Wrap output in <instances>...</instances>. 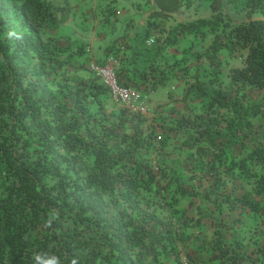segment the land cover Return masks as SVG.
Segmentation results:
<instances>
[{"label": "trees", "instance_id": "16d2710c", "mask_svg": "<svg viewBox=\"0 0 264 264\" xmlns=\"http://www.w3.org/2000/svg\"><path fill=\"white\" fill-rule=\"evenodd\" d=\"M191 1L152 0V18L163 21ZM228 2L245 22L231 23L214 8L209 18L168 30L163 48L180 37H211L198 53L208 66L189 75L183 113L147 118L122 106L107 112L111 96L97 76L67 73L87 70L86 43L62 47L47 33L67 19L64 7L0 0V264L179 263L186 230L199 221L181 204L197 199L219 214L209 261L264 264V243L248 237L247 250L240 239L227 242L232 225L220 216L225 207L264 216L243 184L250 180L264 198V0ZM119 46H107L98 63L115 56L120 85L144 92L168 78L159 67L129 74ZM236 55L242 65L229 69L224 84L223 61ZM174 135L192 158L187 171L163 164Z\"/></svg>", "mask_w": 264, "mask_h": 264}, {"label": "rangeland", "instance_id": "374dc122", "mask_svg": "<svg viewBox=\"0 0 264 264\" xmlns=\"http://www.w3.org/2000/svg\"><path fill=\"white\" fill-rule=\"evenodd\" d=\"M49 1H52L53 5L64 7V9L67 10L68 15L67 19L59 25L58 30L47 31V33L54 35L57 38L59 45L62 47L68 46L73 40L86 43V52L83 55V59L86 61L84 65H86L87 70L72 71L68 69L67 73L71 75L73 73H86L87 71L88 74L92 76L93 74L90 69L91 62L94 61L98 63L100 61L102 48L119 35L118 33H120L122 28L126 26V22L122 19L123 23L120 25L121 30L117 31L116 35L108 36V33L101 39L103 43L97 41L93 46V53L92 48L86 42L88 37L92 36V32H94L95 35L99 32L97 29L93 28V23L90 25V27L92 26L91 29H85L88 23L83 24L81 19L77 17L78 15L72 17L70 6L74 1ZM100 1L101 4H106L107 2L110 3L111 0ZM137 1L143 3V7L146 8V0ZM113 5V9L116 10L118 7L117 4L113 3ZM104 7L105 5L102 6L101 9ZM74 8L77 9V5ZM214 8L219 9L226 19L227 17L229 18L231 23L237 24L247 20L245 12L240 10V6L233 7L228 0H214L212 2L211 0H192L190 2V7L184 8L182 6L177 12L170 14L163 21L152 18V15L150 14L147 18L143 19V21L146 22V27H143L140 30L138 29L137 32H135L133 38L134 41L127 39L126 43H124L123 39L120 41L122 42L121 44L119 42L117 43L118 45L120 44L119 48L121 47L122 49H125L121 55L124 56V58L122 57V61L125 62L123 66L128 65L129 67V74H142L143 71L151 70L152 67H156V69L159 67L161 69L160 71L163 72V75H169L162 85L154 83H152V85L151 82H149L148 87L144 92L132 87L140 94L147 118L154 117L160 113L164 114L163 116L168 115L171 117L169 113L171 110H176L178 113H183L186 110V105L181 101L182 92L185 85L191 81L189 75L193 73L196 67L201 68L208 66L206 60H200L198 53H202L203 50L206 49L211 37H208L206 41H198L192 36L180 37L177 45L171 48H163L161 42L168 30L178 22L192 21L203 17L209 18L214 15ZM105 10L106 9L103 11ZM107 11L109 12V10ZM77 14H80L79 10L77 11ZM98 15L100 18L103 16L106 17V15H103L102 13H98ZM261 17L262 16L257 14L253 15V19H259ZM149 40H153V42L150 43L148 42ZM115 47L116 46H112V50H115ZM119 48L116 50L117 55L121 51ZM113 57L109 56L108 58L111 59ZM242 61V57L239 55L224 60L223 68L218 76V80L227 84L229 82V69L232 67H240ZM185 71L186 74L184 73ZM201 72L204 74L203 70ZM105 105L107 112L117 111L118 108L121 107V105L112 97L105 100ZM182 139V136H172L166 146L165 151H167V154L163 156V164H166L175 170L178 169L180 172L187 171V167L191 165L192 161L188 152L179 148ZM235 181L237 182L239 180L235 179ZM243 184L244 188L249 193V196L253 200H259L260 205L264 210V198L257 197L251 191L252 183H250V180L243 181ZM232 185L233 182L226 183L227 190L232 189ZM206 188L207 186H204L202 190ZM181 207H185L187 212H190L191 216H195V219H198L199 221L197 224L192 225L186 230L185 243L180 244L179 246L180 262L177 263L172 261V259L167 258L156 264H218L209 261L210 250L207 243L211 239V232L213 230L211 221L217 219L219 214L213 209L211 204L206 203L201 199L195 200L192 205L188 200H184ZM162 214H167V212L164 211ZM220 216H222L227 223L232 225V228L230 229L231 232L226 235L227 242L230 243L233 239H240L246 246L247 250H250L253 247V244H250L247 241L248 237H251L260 244L264 243V216L254 215L250 212L239 214L237 210H231L227 207L224 208V211ZM234 219L237 220L233 221ZM187 255L191 257L193 262L187 260Z\"/></svg>", "mask_w": 264, "mask_h": 264}, {"label": "crops", "instance_id": "0c3cea01", "mask_svg": "<svg viewBox=\"0 0 264 264\" xmlns=\"http://www.w3.org/2000/svg\"><path fill=\"white\" fill-rule=\"evenodd\" d=\"M71 1H74L73 3L71 2L72 4L70 6L72 17L74 15H78L77 17L81 19V22L83 24L88 23L85 29H91V27L93 26L94 29H97L99 31L97 35L92 32V36L88 37V40L86 41L88 45L92 48L93 53V46L97 41H101V43H103L101 39L105 37V35H107L108 33V36L116 35L117 31L121 30L120 25H122L123 23L122 19H124V21L126 22V26L122 28L120 33H118L119 35H117V37H115L109 44L105 45L102 48L101 58H105L106 56L107 51L105 50V48L109 45H112L114 42L117 44L118 42L120 43V41H122L123 39L124 43H126L127 39H131L132 41H134L133 38L135 36V32H137L138 29L140 30L143 27H146V22H144L143 19L147 18L155 10L152 0L145 1L146 8L143 7V3L138 2L137 0H111L110 3L107 2L106 4H101L100 0ZM113 3H116L118 6L116 10L113 9ZM76 5L80 14H77L78 10L74 8ZM104 5L105 7L101 9ZM104 9L106 10L103 11ZM107 10H109V12ZM98 13L106 15V17L103 16L102 18H100ZM92 23L93 25L90 27ZM109 59L110 58H108V60Z\"/></svg>", "mask_w": 264, "mask_h": 264}, {"label": "built area", "instance_id": "2783aa9c", "mask_svg": "<svg viewBox=\"0 0 264 264\" xmlns=\"http://www.w3.org/2000/svg\"><path fill=\"white\" fill-rule=\"evenodd\" d=\"M148 42L151 43L153 40ZM118 63L116 58L109 59L104 65L93 61L90 64V69L100 79L103 86L108 89L110 96L122 107L145 114L140 94L134 88L122 86L118 83L115 73Z\"/></svg>", "mask_w": 264, "mask_h": 264}]
</instances>
